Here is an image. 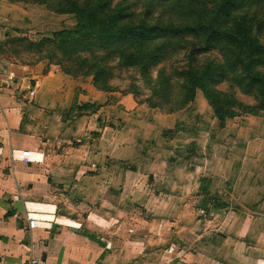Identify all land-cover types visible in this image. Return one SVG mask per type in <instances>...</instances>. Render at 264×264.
I'll list each match as a JSON object with an SVG mask.
<instances>
[{
  "label": "crops",
  "instance_id": "0c3cea01",
  "mask_svg": "<svg viewBox=\"0 0 264 264\" xmlns=\"http://www.w3.org/2000/svg\"><path fill=\"white\" fill-rule=\"evenodd\" d=\"M51 18L66 15L0 0V31ZM14 36L0 38V264H264V115L188 128L207 118L22 61ZM28 209L47 221L28 231Z\"/></svg>",
  "mask_w": 264,
  "mask_h": 264
},
{
  "label": "rangeland",
  "instance_id": "374dc122",
  "mask_svg": "<svg viewBox=\"0 0 264 264\" xmlns=\"http://www.w3.org/2000/svg\"><path fill=\"white\" fill-rule=\"evenodd\" d=\"M43 1L60 10H70H54L57 14L66 15L63 25L51 18L54 24L48 29L31 22V31L26 26L21 27V31L10 33L5 31V26L18 24L10 19L6 20L0 31V38L4 33L20 35L14 36L9 50L22 61H43L48 68L55 65L63 72L78 70V75L74 77H82L84 82L93 85L96 82L104 88L101 90L113 93L111 95L117 100L126 98V102L144 104L163 113L186 111L185 115L190 119L191 115L207 118L187 121L188 128L196 125L204 129L205 123L215 117L218 125L236 116L264 115V92L261 94L260 88L244 90L238 79L232 78L234 72L229 65L232 63L238 73L245 74L247 69L264 73V50L261 53L249 50L251 58L225 33L230 27L233 30L245 25L249 29V37L264 47V0H102L106 6L100 7L101 14L98 13L95 16L97 18L93 19L81 17L75 9L98 6L100 2L97 1L100 0ZM109 8L131 12L130 18L123 22L131 20L135 25L150 22L199 27L204 22L217 25L224 33L219 40L213 39L209 28L183 37H165L164 40L170 45L164 51L156 52L149 64L144 60L135 63L130 56L132 52L137 53L135 43L131 44L118 36L107 37L94 33L100 25L99 17L104 16L102 11ZM148 10H151L149 14ZM84 24L88 31H92L91 38L83 37L89 34L81 28ZM106 27L111 31L117 29L111 22ZM60 30H82V33L65 32L61 37H55L54 33ZM46 36L50 37L49 41L43 40ZM141 49H147L146 45H142ZM249 58H255L256 61L250 67H244L241 61ZM99 69L103 73L96 79L93 73ZM191 69L197 75L196 78L209 72L215 73L204 79L203 83L195 84L184 73L186 70L191 72ZM83 72L89 74L81 75Z\"/></svg>",
  "mask_w": 264,
  "mask_h": 264
},
{
  "label": "trees",
  "instance_id": "16d2710c",
  "mask_svg": "<svg viewBox=\"0 0 264 264\" xmlns=\"http://www.w3.org/2000/svg\"><path fill=\"white\" fill-rule=\"evenodd\" d=\"M13 1H26V2H35V3H41V4H45L49 9L51 10H56V11H66L69 12V9H58L55 8L53 5H48L47 3H45V1L43 0H13ZM43 1V2H42ZM100 2V4L98 6H92V7H88V8H83V9H75L76 12L80 13L81 17L84 16L85 18H97L95 16H98L101 14L100 13V7L104 8L106 5L104 2ZM104 1V0H103ZM73 12V11H72ZM96 12V14H94ZM151 12V10H148L147 14H149ZM103 13V17H99V22L100 25L98 26V29H95L94 33L98 34V35H103V36H118L119 38H124L125 41L127 42H131V44H134V48L138 49L137 53L136 52H132L131 53V57L133 58V61L135 63L144 60L146 61L147 64L150 63V59L152 58V56L156 53V52H161L164 51V49H166L168 47V44L164 38L165 37H183L186 35H190L194 32H198V31H202L206 28H209L211 31L210 35L213 37V39L215 40H219L222 33H224L223 31H221L220 27H217V25L211 24V23H200L199 27L193 26V25H180V24H176L173 25L171 23H167V24H160V23H141L140 25H135L134 23H131V20L129 22H123L124 19H129L131 12L128 11H123L121 8H115V9H108L107 11H102ZM111 22V24L113 26H116V30H110V28H107L106 26L109 25V23ZM92 25V24H91ZM240 25V24H239ZM87 25H82L81 28L85 31ZM233 27H230V30H226L225 33H228L227 35H229V38L232 39V41L236 42L238 46H240L239 48L242 49L243 48V53H247V55L249 57L250 54L248 53L249 50H253L255 51V53H261L264 50V47L262 45H260L258 43V41L256 39H254L253 37H249V29H247V27L245 25H240L238 28L236 29H231ZM88 31V30H87ZM82 33L81 31H66V30H60L54 33L55 37L58 36H62L64 33ZM91 32L92 31H88L89 34H87L88 36L84 38H91ZM237 36H240V38H238ZM50 37H45L43 40L45 41H49ZM118 38V39H119ZM25 39V38H23ZM238 39V40H237ZM84 40V39H81ZM13 41V38L11 40H9V42L7 43L8 49L9 47L11 48V42ZM105 43L107 41H104ZM138 42V43H137ZM142 45H146L147 49H141ZM170 45V44H169ZM171 45L173 48V43L171 42ZM130 47V46H129ZM128 47V48H129ZM253 58V57H251ZM246 59L245 61H241L243 66L245 67H250L253 62L256 61V59ZM264 60V59H262ZM149 61V62H148ZM229 65L231 66L232 71L234 72L232 74V78L236 77L238 79V81L240 82V85L242 86V88H244V90H246V88L250 89H254V88H260V93L262 94L264 92V73L260 72V71H249L247 69V73L243 74L244 72L238 73V71L234 70L233 68V64L229 63ZM220 67H222V65L220 64ZM192 68V66L190 67ZM226 70V69H225ZM228 73H230V70H227ZM67 74L70 73L72 76L73 75H78V70H75L74 72L66 70ZM103 73V70L99 69L96 73H93V75L96 77V79L99 78V76ZM185 74L189 75L191 80L197 84L198 82H204L205 80H207L208 76H212L214 73L209 72L207 75L204 74L202 75V77L200 78H196V74L193 73V70H186L184 72ZM86 75L89 73L83 72L81 73V75ZM231 78V77H230ZM231 78V79H232ZM205 79V80H204ZM97 81V80H96ZM95 86L99 89H104L103 87H100L96 84L95 82ZM196 86V85H194ZM193 86V87H194ZM256 90V89H255ZM254 90V91H255ZM247 91V90H246ZM232 101V100H229Z\"/></svg>",
  "mask_w": 264,
  "mask_h": 264
},
{
  "label": "built area",
  "instance_id": "2783aa9c",
  "mask_svg": "<svg viewBox=\"0 0 264 264\" xmlns=\"http://www.w3.org/2000/svg\"><path fill=\"white\" fill-rule=\"evenodd\" d=\"M24 158L27 160L29 159L27 155H24ZM32 212L33 211H30L29 209L25 211V219H26L25 228L28 231H31L33 228L47 221L46 215H43V217L41 215L40 217L38 214H34ZM22 264H45V262L40 258L29 256L28 258L23 260Z\"/></svg>",
  "mask_w": 264,
  "mask_h": 264
},
{
  "label": "bare ground",
  "instance_id": "6f19581e",
  "mask_svg": "<svg viewBox=\"0 0 264 264\" xmlns=\"http://www.w3.org/2000/svg\"><path fill=\"white\" fill-rule=\"evenodd\" d=\"M41 207H42V208H46V209H47V208L51 209V207H47V206H41ZM63 221H64V220H63Z\"/></svg>",
  "mask_w": 264,
  "mask_h": 264
}]
</instances>
